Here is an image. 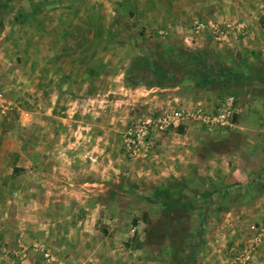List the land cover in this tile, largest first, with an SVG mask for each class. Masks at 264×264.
Returning a JSON list of instances; mask_svg holds the SVG:
<instances>
[{"label": "crops", "instance_id": "crops-1", "mask_svg": "<svg viewBox=\"0 0 264 264\" xmlns=\"http://www.w3.org/2000/svg\"><path fill=\"white\" fill-rule=\"evenodd\" d=\"M4 1L0 58L7 47L22 63L11 72L0 59L19 128L0 142V264H157L146 228L160 219L161 229L182 227L169 214L186 212L188 197L232 190L252 191V208L263 215L253 226L259 241L246 240L243 254L264 264V0H165L156 12L144 9L134 26L158 47L108 31L119 19L82 12L90 0ZM199 15L244 20L252 38L233 51L206 36L190 43L188 25ZM227 96L228 124L187 119L153 131L148 158L124 154L123 133L135 118L169 108L214 113ZM234 223H209L214 231L193 240L187 264H229ZM168 253L159 259L174 260Z\"/></svg>", "mask_w": 264, "mask_h": 264}, {"label": "rangeland", "instance_id": "rangeland-1", "mask_svg": "<svg viewBox=\"0 0 264 264\" xmlns=\"http://www.w3.org/2000/svg\"><path fill=\"white\" fill-rule=\"evenodd\" d=\"M88 1L86 4H82V12H85L84 7L86 8L88 14L95 16L96 13H103L105 16L112 15V12L117 17L118 22L112 23L108 22L105 24L104 28L107 27L108 31L116 30L118 31V35L122 34L124 37H127L128 41L135 42L137 45H147V46H160V42L150 43L147 35H144V28L139 26H134L136 23V18L138 16L144 15V9L150 8L153 11H157L159 8V4H163L166 2L165 0H157L153 1V4L148 6L143 1V4L140 6H133V0H103L102 3L100 0ZM157 2V3H156ZM175 3V2H174ZM84 6V7H83ZM29 11L32 12L33 6H26ZM79 7V6H78ZM76 11H75V10ZM75 6L73 7V13L78 12ZM201 15L197 16L198 18ZM90 16L88 17V19ZM138 21V20H137ZM86 26V30L90 31L93 29L92 24L95 21L88 20ZM89 34V32H88ZM89 38V37H88ZM206 39H210L207 38ZM209 43L212 39L208 40ZM212 43V42H211ZM3 56L0 58L4 63L5 60L11 64V67H8L7 70L13 72L14 66L19 65L22 62L20 55L17 52H9L6 48H2ZM5 51V52H4ZM0 60V62H1ZM4 60V61H3ZM140 62L141 58H138ZM161 62V63H159ZM159 66H166V63L163 61H157ZM9 64V65H10ZM6 65V63H5ZM138 66V65H137ZM1 67V63H0ZM7 67V66H6ZM134 69L132 68L131 72L133 74ZM136 71H138L142 76L144 75V68L137 67ZM0 142L3 138L13 137L16 133L17 125H18V109L15 105V101L12 99L11 90L5 89V85H2L1 82L5 79L4 75H0ZM8 87V86H7ZM237 88V86H235ZM12 86H9V89ZM14 97V96H13ZM26 103V101H25ZM4 109V110H3ZM14 130V131H13ZM12 132L11 134L9 132ZM10 134V135H9ZM252 191L244 193L231 191L226 195L222 196L217 194L214 197H211L210 200L207 198L203 199L202 197H188L186 203L188 204V210L184 213H171L169 217L172 220H177L182 227L179 228H168L161 229L160 228V220H157L153 223L154 227L146 228L145 234H147L148 242L152 243V247L156 249V257L158 258L157 264H187L186 259L189 256L194 254L195 245L194 241H198L199 239L207 238L210 236L212 231H214V227L209 223L217 222V223H234L237 225L239 222L242 224V228L234 223L232 226H236L238 229H234L233 231V244L228 247V251L230 254L229 264H238L236 258L243 254L245 249V242L248 239L253 240L254 237L258 234V230L254 227H258L260 225L261 219L263 215L260 217L258 211L252 208L251 203L255 199ZM248 217L251 219L248 220ZM170 223V219H169ZM173 224V223H172ZM253 229H252V228ZM166 240L167 244L160 246L159 242H164ZM161 248V249H159ZM167 248V253L169 254V258H173L174 260L165 261L163 259H159V252L165 250ZM255 248V247H253ZM192 251V252H191ZM245 264H253L252 259L249 258Z\"/></svg>", "mask_w": 264, "mask_h": 264}, {"label": "built area", "instance_id": "built-area-1", "mask_svg": "<svg viewBox=\"0 0 264 264\" xmlns=\"http://www.w3.org/2000/svg\"><path fill=\"white\" fill-rule=\"evenodd\" d=\"M188 28V41L190 43L199 37L206 36L230 51L239 46L243 40L252 38L253 35L250 26L244 20L239 19L219 22L211 18H193ZM233 114L234 100L233 97L227 96L221 100L214 113L204 112L201 107L191 111L169 108L151 117H137L130 122L123 133V152L132 160L146 159L153 155V145L150 137L153 131L167 130L187 119H200L208 125L224 126L231 121ZM136 230L135 225L130 229L132 233ZM261 231H264V223ZM260 236L261 233L258 232L253 239L254 242L259 241ZM31 247L40 251L46 260H54V256L44 244L33 242ZM248 259V255L241 254L236 258V262L245 264Z\"/></svg>", "mask_w": 264, "mask_h": 264}, {"label": "trees", "instance_id": "trees-1", "mask_svg": "<svg viewBox=\"0 0 264 264\" xmlns=\"http://www.w3.org/2000/svg\"><path fill=\"white\" fill-rule=\"evenodd\" d=\"M4 2H5L4 0H0V14H1L2 11H3V9H2L1 7H5V6L7 5V3H5L4 6H3V3H4ZM6 2H8V0H6ZM189 257H191V255H190ZM190 264H191V263H190Z\"/></svg>", "mask_w": 264, "mask_h": 264}]
</instances>
